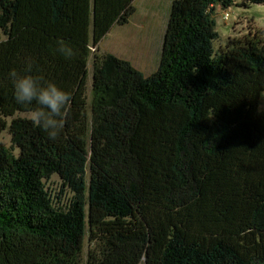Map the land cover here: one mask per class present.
Segmentation results:
<instances>
[{"label":"trees","instance_id":"obj_1","mask_svg":"<svg viewBox=\"0 0 264 264\" xmlns=\"http://www.w3.org/2000/svg\"><path fill=\"white\" fill-rule=\"evenodd\" d=\"M135 1L0 0V264H264V31L215 50L234 0H172L144 76L97 48ZM26 63L70 94L54 141L15 116L31 108L8 73Z\"/></svg>","mask_w":264,"mask_h":264},{"label":"rangeland","instance_id":"obj_2","mask_svg":"<svg viewBox=\"0 0 264 264\" xmlns=\"http://www.w3.org/2000/svg\"><path fill=\"white\" fill-rule=\"evenodd\" d=\"M171 1L136 0L134 2L135 15L128 24L112 27L99 42L97 46L99 52L112 53L130 61L144 76L152 73L157 67L161 40ZM234 2L235 4L227 10L220 7L214 9L213 18L218 34L214 42L215 50L224 48L232 39L240 38L249 32L264 31V5L251 4L246 8L240 6L242 0H234ZM2 38L3 34L0 30V39ZM96 52L98 51L96 50ZM89 71H91V59L89 60ZM87 94H90V83ZM261 107H264V98ZM15 116L31 117V113H17ZM0 145L7 148L12 147L8 129L1 132ZM13 151L17 153L16 149ZM85 175L88 178V166H86ZM44 185L56 204L63 207L70 204L74 196L73 190L63 184L62 179L57 174L45 178Z\"/></svg>","mask_w":264,"mask_h":264},{"label":"clouds","instance_id":"obj_3","mask_svg":"<svg viewBox=\"0 0 264 264\" xmlns=\"http://www.w3.org/2000/svg\"><path fill=\"white\" fill-rule=\"evenodd\" d=\"M57 51L66 59L75 54L72 46L63 41L58 42ZM8 79L15 102L30 107L32 123L44 130L50 140H56L63 128L70 94L42 75L34 73L31 63H26L22 71L10 70Z\"/></svg>","mask_w":264,"mask_h":264}]
</instances>
